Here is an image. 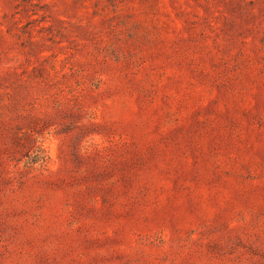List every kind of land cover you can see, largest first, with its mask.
Returning a JSON list of instances; mask_svg holds the SVG:
<instances>
[{
    "label": "rangeland",
    "instance_id": "1",
    "mask_svg": "<svg viewBox=\"0 0 264 264\" xmlns=\"http://www.w3.org/2000/svg\"><path fill=\"white\" fill-rule=\"evenodd\" d=\"M0 264H264V0H0Z\"/></svg>",
    "mask_w": 264,
    "mask_h": 264
}]
</instances>
